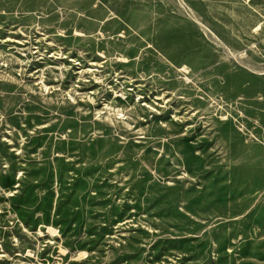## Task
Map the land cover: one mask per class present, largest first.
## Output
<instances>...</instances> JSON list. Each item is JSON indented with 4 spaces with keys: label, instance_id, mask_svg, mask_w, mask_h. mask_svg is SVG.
Listing matches in <instances>:
<instances>
[{
    "label": "rangeland",
    "instance_id": "rangeland-1",
    "mask_svg": "<svg viewBox=\"0 0 264 264\" xmlns=\"http://www.w3.org/2000/svg\"><path fill=\"white\" fill-rule=\"evenodd\" d=\"M0 264H264V0H0Z\"/></svg>",
    "mask_w": 264,
    "mask_h": 264
}]
</instances>
